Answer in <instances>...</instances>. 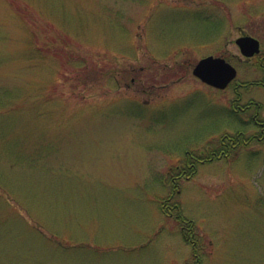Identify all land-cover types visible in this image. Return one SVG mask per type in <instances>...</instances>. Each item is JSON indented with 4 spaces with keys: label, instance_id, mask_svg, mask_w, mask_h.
<instances>
[{
    "label": "rangeland",
    "instance_id": "1",
    "mask_svg": "<svg viewBox=\"0 0 264 264\" xmlns=\"http://www.w3.org/2000/svg\"><path fill=\"white\" fill-rule=\"evenodd\" d=\"M243 35L264 45V0H0V264H264V141L174 183L260 132ZM210 55L238 71L224 90L193 74Z\"/></svg>",
    "mask_w": 264,
    "mask_h": 264
},
{
    "label": "trees",
    "instance_id": "2",
    "mask_svg": "<svg viewBox=\"0 0 264 264\" xmlns=\"http://www.w3.org/2000/svg\"><path fill=\"white\" fill-rule=\"evenodd\" d=\"M17 7L21 8L20 6ZM18 8L16 9V11L21 15L22 13ZM36 50H37L36 47L34 46L31 47L28 53L29 54L28 60L31 61L33 60V58L35 57ZM257 65L260 66V63L257 62ZM259 108L260 106L257 107V109ZM262 123L264 124V121ZM254 140H257L259 142L264 141V129L263 131H260L258 135H254L247 139H245L243 131H238L237 134L234 136L226 134L221 139L219 143V148L216 150L215 149L212 150L210 154L206 151H201L200 154L188 153L186 156V160L184 161V165L181 168L178 167V172L176 176H174V183H178V181L181 179H185L186 181L190 180L197 173L198 164L206 163V161L211 162L217 159L229 158L232 152L236 150L239 146H246ZM177 187L178 186L175 184L173 193L176 192ZM171 200H172V196L163 202V205L161 207L162 212L167 214L168 216H173V210L177 211L176 220L178 221L179 224L182 225L183 237L185 241L189 243L195 251L197 241L194 239L193 236L194 235L193 222L188 223L186 218L181 214L182 212L180 205L169 204Z\"/></svg>",
    "mask_w": 264,
    "mask_h": 264
},
{
    "label": "water",
    "instance_id": "3",
    "mask_svg": "<svg viewBox=\"0 0 264 264\" xmlns=\"http://www.w3.org/2000/svg\"><path fill=\"white\" fill-rule=\"evenodd\" d=\"M241 55L253 58L261 53L260 41L248 35L237 38ZM193 74L204 83L217 89H226L237 77V69L223 57L208 56L195 66Z\"/></svg>",
    "mask_w": 264,
    "mask_h": 264
},
{
    "label": "flooded vegetation",
    "instance_id": "4",
    "mask_svg": "<svg viewBox=\"0 0 264 264\" xmlns=\"http://www.w3.org/2000/svg\"><path fill=\"white\" fill-rule=\"evenodd\" d=\"M260 41V40H259ZM260 44H261V53L259 55H256L255 57L253 58H245L248 62H251V61H254V63H256L257 65V62L260 63V66H258L260 68V70H262L264 72V45H262L261 41H260ZM244 58V57H243ZM232 85V84H231ZM255 85H264V84H258L256 83ZM239 87H242V88H246L248 87L247 84H243V83H238V84H235L234 85V88L235 90H237V88ZM238 101H240V98L236 99V100H233L232 101V104H233V108H234V112L235 113H247L250 111V109L252 108V104L253 102H249L248 104H246L245 106H236L234 105L235 103H238ZM258 104H256L257 106ZM254 120H255V117H253ZM255 124L260 127V131H263L264 129V124L262 122H257L255 120Z\"/></svg>",
    "mask_w": 264,
    "mask_h": 264
}]
</instances>
